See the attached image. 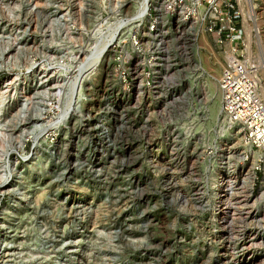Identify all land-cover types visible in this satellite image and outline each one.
<instances>
[{"label":"rangeland","instance_id":"1","mask_svg":"<svg viewBox=\"0 0 264 264\" xmlns=\"http://www.w3.org/2000/svg\"><path fill=\"white\" fill-rule=\"evenodd\" d=\"M252 1L250 49L236 9L264 94ZM137 2L0 0V264H264L263 173L217 113L214 81L203 94L214 56L168 18L135 23Z\"/></svg>","mask_w":264,"mask_h":264},{"label":"built area","instance_id":"2","mask_svg":"<svg viewBox=\"0 0 264 264\" xmlns=\"http://www.w3.org/2000/svg\"><path fill=\"white\" fill-rule=\"evenodd\" d=\"M236 7V0H155V4L148 7L147 20L142 21L147 22L152 30L168 18L171 29L181 37L182 43L186 39L193 44L199 38L198 28H203L208 44L221 60L217 92L225 123L235 126L243 143L258 151L259 157L253 170L258 169L263 173L264 102L257 90L253 66L244 56V33ZM128 40L130 47L139 48L138 34H130ZM158 45V41H155L153 46L156 48ZM112 58L118 65L117 76L125 81L128 55L114 49ZM150 79L144 76L141 84L151 86L156 92L159 84L152 77Z\"/></svg>","mask_w":264,"mask_h":264},{"label":"bare ground","instance_id":"3","mask_svg":"<svg viewBox=\"0 0 264 264\" xmlns=\"http://www.w3.org/2000/svg\"><path fill=\"white\" fill-rule=\"evenodd\" d=\"M145 0H138V6H137V8H136V11L137 12H139V11H142L143 13H141L140 15H139V18L141 19V21H142V19H144V20H147V14H148V5H146L145 4V2H144ZM152 3H154L155 4V0H149V5L150 4H152ZM239 3H240V6H241V8H242V11H243V15H244V18H245V21H244V29H245V32L247 33V45H246V47H247V49L249 48H252V43H253V40H254V38L253 37H256V34H254L253 32H255V28H257V24H256V14H255V11H254V4H253V1L252 0H239ZM126 17H124V18H120V19H118L116 22H115V24H112V26H111V29H112V33H111V36H110V38H109V40H107V41H105L104 42V45H110V42L113 40V32L120 26V25H122L125 21H126V19H128V18H126ZM140 19L138 20V21H136L135 23H138L139 21H140ZM134 25V24H133ZM136 25V24H135ZM251 30H253V32L251 31ZM257 31V30H256ZM244 33V32H243ZM198 34H199V38L201 39V43L203 44V48H205V50L207 49L208 51H210L211 52V54L214 56V60H215V64L217 65V68H219V73H220V67H221V60L219 59V57L217 56V54L213 51V49H211V47H210V45L208 44V42H207V40H206V38H205V36H204V33H203V28L202 27H199L198 28ZM118 41V40H117ZM243 41H244V46H245V33H244V37H243ZM251 56H252V54L250 53V52H246V58H247V60L250 62L251 60ZM216 59H218L219 61H216ZM208 63V62H207ZM251 63V62H250ZM209 64V63H208ZM203 65V64H202ZM220 65V66H219ZM251 65L253 66V63H251ZM210 67V66H209ZM256 69H257V67H255ZM254 68V66H253V75H254V79H255V81H256V85H257V90H258V93H259V95H260V97H261V99L263 100V102H264V94H263V92H262V90H261V88H260V81L258 80V78H257V75H256V69ZM212 75V76H211ZM219 75V74H218ZM217 76L215 75V72L213 71V72H210L209 73V75H208V71H207V77H206V81L205 82H203L204 83V86H205V90H204V92H203V94L204 95H206V96H209L208 95V91H207V88H208V85L207 84H209V82H211V81H214V83H215V94H214V96H215V98H216V100H217V107H216V111H217V113L219 114V116H220V118H221V120H224V122H226V120L224 119V116L222 115V113H221V108H220V99H219V94H218V92H217ZM262 88L264 89V84H262ZM64 111L65 110H63L61 113H56L55 114V117H57V116H60L61 118L63 117V113H64ZM55 117H52V118H55ZM229 125V124H228ZM230 127H232V129L234 128V129H236V131H237V133H238V135H239V142L243 145V147L244 148H246V149H248V151H249V157H250V159L252 160V165H253V168H254V165H255V162H256V159L259 157V153H258V151L256 150V149H253V148H251L250 146H247V145H245L244 143H243V141H242V139H241V135H240V133L238 132V130H237V128L235 127V126H231L230 125ZM253 153H254V155H256V157H254L253 156ZM253 168H252V170H253ZM254 171V170H253ZM254 176H255V173L254 172H252V173H250V175H249V183H250V188H251V186H252V182H253V178H254ZM263 178H264V166H263ZM226 180H229V179H227V176L226 175H224V178H223V176H221V178H219V180H216V183H215V186H216V188H215V190H216V197H217V200H219V202L221 201V198H220V189L222 188V186H225V185H223L224 184V182L226 181ZM224 181V182H223ZM231 181V180H230ZM226 184V183H225ZM261 196H264V186H263V189H262V191H261ZM218 202V203H219ZM216 204H217V202H216ZM11 206H12V204H9V206H7V207H5L4 209H3V214L6 216L7 215V213H9L10 212V208H11ZM216 206V205H215ZM215 211V210H214ZM224 214V213H223ZM3 221V220H2ZM2 221L0 222V226H1V223H2ZM2 227V226H1ZM234 261V260H233Z\"/></svg>","mask_w":264,"mask_h":264}]
</instances>
